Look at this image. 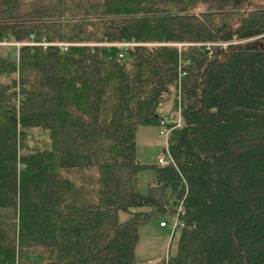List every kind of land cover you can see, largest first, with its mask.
Listing matches in <instances>:
<instances>
[{
    "label": "trees",
    "instance_id": "16d2710c",
    "mask_svg": "<svg viewBox=\"0 0 264 264\" xmlns=\"http://www.w3.org/2000/svg\"><path fill=\"white\" fill-rule=\"evenodd\" d=\"M149 217L177 234L152 262ZM0 264H264V4L0 0Z\"/></svg>",
    "mask_w": 264,
    "mask_h": 264
},
{
    "label": "rangeland",
    "instance_id": "374dc122",
    "mask_svg": "<svg viewBox=\"0 0 264 264\" xmlns=\"http://www.w3.org/2000/svg\"><path fill=\"white\" fill-rule=\"evenodd\" d=\"M260 1L264 4V0ZM161 127L162 124H144L136 127L134 133L135 151L136 157L141 163H156V156L165 154L163 150L165 135L159 131ZM27 142L42 146L46 142V138L39 129L32 128ZM152 179L153 171L151 169H140L137 176L138 189L141 192H146ZM159 221L160 219L149 217L145 221L138 223L136 227L137 240L133 250L135 259H144L152 262L165 255L168 250H173L177 234L171 235V226L169 227L167 224L159 226Z\"/></svg>",
    "mask_w": 264,
    "mask_h": 264
},
{
    "label": "built area",
    "instance_id": "2783aa9c",
    "mask_svg": "<svg viewBox=\"0 0 264 264\" xmlns=\"http://www.w3.org/2000/svg\"><path fill=\"white\" fill-rule=\"evenodd\" d=\"M29 36H30V40L26 41V43H29V44H33V43H42V44H44L45 43V42H37V41H34L31 34ZM47 43L56 44L60 48H64L67 44H69V42H64V41L47 42ZM16 44H18V43H16ZM159 131L161 133H163L165 135V137H166V133L168 131L167 128H165L164 126H162ZM164 153L165 154H158L156 156L155 161H156L157 164L162 165V164H166L168 161H170V158H169V155L167 153L166 147H164ZM175 223H176V220L173 219V221L171 222V227H173L175 225ZM159 224L164 225L165 223L163 221H159Z\"/></svg>",
    "mask_w": 264,
    "mask_h": 264
},
{
    "label": "bare ground",
    "instance_id": "6f19581e",
    "mask_svg": "<svg viewBox=\"0 0 264 264\" xmlns=\"http://www.w3.org/2000/svg\"><path fill=\"white\" fill-rule=\"evenodd\" d=\"M162 126H163V124H162Z\"/></svg>",
    "mask_w": 264,
    "mask_h": 264
}]
</instances>
